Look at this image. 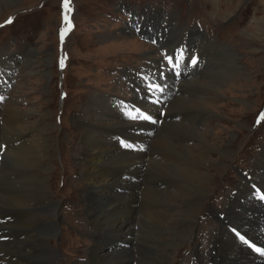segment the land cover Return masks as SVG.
<instances>
[{"label": "rangeland", "instance_id": "obj_1", "mask_svg": "<svg viewBox=\"0 0 264 264\" xmlns=\"http://www.w3.org/2000/svg\"><path fill=\"white\" fill-rule=\"evenodd\" d=\"M115 1L116 0H76L77 12L75 18L77 21V28L70 34L66 43L71 59L70 64L68 62L63 72V84L61 86L63 89L67 90L68 96L64 100V103H62V101L58 100L57 82L59 74L55 66L56 41L54 33L55 27L59 25L58 7L60 0H10L11 4L6 3L5 0H0V22L5 18L7 19L12 14L16 13L17 15L13 24L0 29V58L3 60V58H6V54L11 53L13 55L12 57H18L17 60L20 61L19 69L15 71L17 75L11 87L8 89L9 99L2 105L0 104V116L3 115L4 119L7 113L6 110L9 107L14 108L15 112H19L22 117L18 119V121L24 124L26 123L30 127H34V129L31 128L25 135H23V133L15 134L21 135L23 137L21 140H25L24 142L29 141L31 137L32 141H29V144L33 145L36 142L35 139L39 141H43L44 139V135L40 136L41 131L37 127H40L39 120L41 119V114H47V118L44 120L48 123V130L46 132L48 133V148L45 151L47 153L45 154V159L36 164H38V167L41 165V168L43 167L46 170L48 166L49 169L44 175V177H47V182L44 183L45 188L47 187L46 198L44 197L38 202H32L30 198L26 196L27 200L24 203L25 207L15 209L8 208V205H5L7 195L4 194L8 185L5 181L6 179L3 177L5 176L3 171L16 178L18 185L16 191L20 190L23 186L25 191L27 185H30L31 178L36 175V171L31 169V166L29 168L20 166L19 164L24 161L21 160L18 153L15 154V159L18 164L12 167V169L6 168L8 160L6 156L8 153L7 138H9L10 134L8 133L7 137L3 136L6 139L1 140L0 144H6L5 150L3 151L6 157L5 162L0 161V213H2V211L8 213L10 219L14 222L10 224L3 222L2 226H5L6 229L18 230L17 232L20 233L21 236L25 234L28 239L24 237L21 238L25 241L38 242L33 232L23 233V228H31L36 218H41V214L37 216L34 214L39 212V210L45 211V209L47 210V205H52L53 207L51 208L53 211L51 213L47 214L44 212L45 217H42L40 228L43 225L47 227V223L54 217L52 213L55 210L56 214L61 219V225L59 223L57 224V228H55L57 232L54 236L50 235L47 238L46 235L41 242L44 243L43 246H45L46 249L48 245L53 251L56 250V252H54L57 264H84L87 262L88 248H90L89 246L92 244V227L89 226L90 223L88 225V216L85 213L87 208L83 200L84 195L87 193V188L84 181L81 180L82 172L78 167L83 164V162H79V160L82 159L83 151V148H81L82 133L79 127L74 124L76 119L83 124L84 112L89 108L88 100L92 99L94 105H101L105 101L103 93L107 90L106 86L110 83L114 84L115 77L109 76L107 80H105L97 72V68L99 72H102L113 64V68L117 69L119 63H132L135 57L140 58L144 52L154 50L149 44H142L133 37L115 36L113 32H111L122 27L121 23H115V19L120 17L119 13L114 12L116 11L115 9H117L118 3ZM152 1L161 4L164 9L177 10L179 17L178 23L180 26H184L187 22L189 10L197 11L194 17L188 18L189 24L192 26L195 25V23H199L202 26L204 24L208 27L206 32L207 37L213 39V41H211L206 38L200 44V47L206 50V57L199 63L197 74L193 75L189 81H181L180 86L172 89L167 85L166 87H164V85L154 86V89L158 92L168 91V98L163 103L161 99L155 96L151 98L160 103L161 109H165V112L163 111V122H161L160 125H154V127L156 126L157 128L155 127L156 130L153 132L171 135L172 133H176L174 138L169 140V142H171L181 137L178 134L179 131L176 128L171 131L169 126L161 129L162 125L176 122L190 125L191 127L194 126L195 129L208 134L206 140L212 144L210 147L213 150L208 152L207 156H211L212 158L218 157L221 143L224 142L227 137L232 136L233 142L231 145L234 151L231 156L232 159L230 158L231 160L226 163L220 176H214L211 181L212 190L210 194L205 198V201H203L196 214L189 220L188 218H181L179 216L181 213L179 205L182 203L181 200L185 198H181L177 190L160 183L162 180L160 177L163 174L149 167L148 174H150V176L147 175L144 181V183H146L144 185L141 184V188L145 189L146 185L150 186L149 183H152L156 185V188L158 185L160 190L164 191L168 189V192L180 197V199L175 197L171 199V201L169 200L168 203H171L173 207L171 209H168V206L165 204L162 206L163 208L159 205L162 211L166 210L165 213H167V217L171 219L172 227L175 228L176 232L186 233L187 230L191 229L188 233L191 235V238L186 240L177 249L172 264H207L205 257L211 250H214L212 243L209 244V239L218 226L212 214V210L217 208L220 211L225 210L224 214L226 213V209L231 200L227 198L231 195L230 193L234 191L235 186L238 185L240 180L235 167L236 169L238 167L246 169L248 166L254 170V178L264 177V0ZM40 4H42V6H39ZM159 29H161V27L158 26L157 30ZM177 33L178 30H176V34ZM173 36L175 35H171V37ZM227 52H230L231 56ZM156 53L155 51L154 54L157 55ZM223 54L227 55V57H235L234 59L235 61L237 60L236 62L238 63L236 69L238 70L230 72L228 68L219 69L220 72H218L219 78L217 81L219 87L217 88L218 90L216 88L215 90L213 89L214 92L210 90V86L208 85H214L212 80H215L217 76L213 78L210 77L215 72V68H218V60ZM10 56L11 55H8V57ZM47 59H49V64L47 63ZM210 59H212V61ZM142 60L143 61H140L141 67L146 66L148 64L147 60ZM224 65H226V63H224ZM3 66L5 68L7 67V65ZM15 67L16 63L12 60L11 65L8 66L7 69L13 72L12 69ZM141 67H131L130 69L140 71V69H142ZM151 68L153 70L155 66L152 65ZM1 72H4L3 67L1 68ZM228 72L232 73L231 77L227 75L223 76L224 73ZM125 76H129V81H131V74H126ZM204 83L208 85H204ZM113 88H115L114 91ZM174 89L178 90L175 91ZM106 93L127 95L125 86L122 83L119 86H112L111 91L108 89ZM128 96L131 95L128 94ZM175 97H186L192 103H196L197 101V103H201L202 107H204L203 109L206 111L201 109L203 110L202 113L200 109L196 108L198 112L195 116H191V112L193 111L189 108L184 112L178 111L181 108L170 106ZM165 103L167 104L166 106H164ZM95 111L97 112V110L93 108V114H95ZM58 115L60 116V122H56ZM112 118L116 119L115 115H112L111 119ZM166 118L168 121H166ZM256 118L259 120L258 128H256L254 123ZM100 119H105L102 117V114H100L98 120ZM192 120L194 121L192 122ZM114 121H112L108 127L115 126L113 128L116 130L124 131V128L128 126L127 123L124 124L121 120L117 119ZM84 122H87V120H84ZM89 122L90 125L94 126V131L100 127V122H97L95 118H91ZM7 128L5 129L4 121L0 120V132L2 131L3 134H5L9 131ZM104 131H100L99 134L101 135ZM152 134L151 137L153 136ZM108 140H110V138ZM16 142L17 141L14 143ZM112 142L114 141L112 140ZM14 143L13 145H15ZM19 143L20 141L16 144L18 145L17 149L21 147ZM187 143L189 144V142ZM114 144L118 145L119 142H115ZM145 144L147 148H149L150 141H146ZM193 145L194 143L190 144V146ZM118 148L124 147L121 145ZM121 151L133 153L132 150L128 149H122L120 152ZM155 153L163 155L164 151L158 149ZM152 157H155V155ZM157 159L156 160L159 161V158ZM113 165V163H109L103 164L102 166L104 170L108 168L114 170L116 166ZM130 175L134 186L137 183H142V176H140V173L137 175L138 181L133 174ZM164 178L170 179L167 176ZM243 180L244 178H241V182ZM147 181L149 182L147 183ZM239 188L243 190L241 194L242 197H245V184L240 183ZM135 191L137 196L143 197L140 190L136 188ZM56 200L60 201V204ZM232 201L234 205L236 204L232 209L233 217L232 214H229L227 217L235 218L236 223L229 222L233 227L224 224L226 231L229 234L238 235L240 230L245 228L247 230L243 232V239H252L257 246L263 247L264 230L262 229L264 228L258 227L261 223L256 226L262 231L255 230V226H253V228L248 226L251 222L248 220V223H245V219L250 214L246 216L244 204H239L237 200ZM225 206H227L226 209ZM241 207L243 210L236 209ZM31 209L33 211H31ZM155 209L153 208V210ZM254 211L255 214L258 215L257 218H259L261 212L257 206H255ZM27 213L30 214V216ZM12 216L15 217L11 218ZM141 216L142 218L147 217L144 213H142ZM261 218H264V216ZM182 220H185V222ZM134 230L137 232V235L145 234L146 229L143 219H137ZM162 233L167 235L169 232L166 230ZM107 235L113 238L115 236L114 234ZM103 236L104 235L99 239L100 242H102ZM142 242H146V244L153 243L151 240H145L141 237L137 242L138 247L135 245L133 248L134 252L144 248L143 244H141ZM236 244L239 247H236ZM236 244H233L234 249L242 248L248 252L247 255H253L252 258L255 263H264V257H259L257 253L252 252L249 249V245L245 246L239 242H236ZM100 248L101 252L105 251L103 245H100ZM160 249L164 248L160 247ZM229 252H231V250H229ZM35 260L36 258L28 261H31L30 264H34L36 263ZM148 260H150L152 264H157L159 257L148 255ZM46 261L44 262L45 264H47ZM9 264L14 263L10 262Z\"/></svg>", "mask_w": 264, "mask_h": 264}, {"label": "bare ground", "instance_id": "obj_2", "mask_svg": "<svg viewBox=\"0 0 264 264\" xmlns=\"http://www.w3.org/2000/svg\"><path fill=\"white\" fill-rule=\"evenodd\" d=\"M5 2L11 4L10 0H5ZM227 53L231 56L230 52ZM223 56H220L218 60V68H215V72L210 77L213 78L214 76H217L215 80H212V83L214 85H208L204 83V85L210 86L211 91H214L215 88L217 89L219 87L217 82L219 78L218 72H220L219 69L228 68L230 72L238 70L236 69V67H238V63L236 62L237 60L235 61V57H227V55L224 54ZM212 59L210 60L212 61ZM47 60V63L49 64V59ZM224 63H226V65H224ZM230 72L224 73L223 76L227 75L231 77L232 73ZM126 78L129 79V76H126ZM144 98L146 97L144 96ZM88 102L89 108L86 109L84 112V119L80 118L83 119V124H81L80 121L77 119L74 124L79 127L82 133L81 148H83V151L82 159L79 160V162L81 161L83 162V164L79 165L78 167L81 169L82 172L81 180L84 181L85 186L87 188V193L84 195L83 200L86 203L87 210L85 211V213L88 216V225L90 223L89 226L92 227V244L89 246L90 248H88L87 251L86 261H88V263L86 264H152L151 261L148 260V255L159 257V261L157 264H172L177 249L186 240L191 238V235L188 234L191 229L187 230L186 233L176 232L175 228L172 227L171 219L168 218V214L165 213L166 210L162 211L159 207V205H161L162 207L165 204L168 206V209H171L173 207L171 206V203H168L169 200L171 201V199H174L175 197L180 199V197H177L175 194H171L170 192H168V189L164 191L160 190L158 185L156 188V185H153L152 183H149L150 186L146 185L145 189L141 188V184L144 185L146 183H144L145 177L147 175L150 176V174H148V168L152 167L155 171L163 174L160 177L162 179L160 183H163L166 186L168 185V187H172L173 189L178 191L177 193L179 196H181V198H185L181 200L182 203L181 205H179L181 212L179 216L181 218H188L189 220L193 215L196 214V212L200 209L203 201H205V198H207L210 194L212 190L211 181L214 176H220L223 172V168L225 167L226 163L232 159L231 156L234 152L231 145L233 142V137H227L225 141L221 143L220 150L218 151V157L212 158L211 156H207L208 152L213 150L210 147L212 144L206 140L208 136L207 133H203L198 129H195L194 126L191 127L190 125H184L175 122L162 125L161 129H164L169 126L172 131L176 128L179 131V136L181 137L176 138L171 142H169V140H171V138H174L176 133H172L171 135L158 134V132H156L151 137V134L156 127L151 126L146 130L144 129V132L142 134H139L138 137L128 134L129 138H131L132 140L140 141V143H145L149 140L150 146L149 148H147L146 152L136 154L127 151L120 152L117 145H115L112 141L105 139L104 135H116L117 133H124V129L126 128H130L132 130L134 125L143 126L144 124L126 122L117 113V111L106 102V100L101 105H94L92 99H89ZM151 102L155 103L157 106L160 105L157 100L151 99ZM170 106H176V108H181L180 110H178L181 112H184L186 111V109L189 108L191 111H193L191 112V116H195L197 114L198 111L196 108L200 110L204 108L202 107L201 103H197V101L196 103H192L186 97H175V99H173V101L171 102ZM153 107L155 115L159 119L160 116L158 110L161 108V105L159 106L160 108L158 107L159 109L156 106ZM93 108L97 110V112L95 111V114H93ZM203 110L206 111L205 109ZM203 110H201L202 113ZM6 112L7 113L4 116V119L3 115L0 116V120H3L5 123V129L7 127V129H9V131L5 134H3L2 131V133L0 132V141L6 139L3 136L7 137L8 133L10 134L9 138H7L8 153L6 152V156L8 160L6 163V168L8 167L9 169H12V167L18 164L15 159V154L18 153L20 155L21 160L24 161L21 162L19 165L26 168H29L31 166V169H34L36 171V175L31 178L30 185H27V189L24 191L23 186L20 190L16 191L18 186L16 178L6 174L1 169L5 174V176L3 177L6 179L5 181L8 185V188L5 189L4 193L5 195H7L5 205H8V208L15 209L25 207L24 203L27 200L26 196H28L32 202H38L40 199L46 196L47 187L45 188L44 183L47 182V177H44V175L48 172L49 169L48 166L46 167L47 170L43 167L41 168V165L38 167V164L36 163H40L42 160H44L45 154L47 153L45 151L48 148V133H46L48 130V123L44 121L45 118H47V114H41V119L39 120L40 127L38 126L37 128H39L41 131L40 136L44 135V139L43 141L35 139L36 142L33 145H30L29 141H32L31 137L29 138V141L24 142L25 140H21L23 139V137L18 134L23 133V135H25V133L29 132L31 128L34 129V127H30L26 123L24 124L18 121V119H20L22 116L19 112H15L14 108L9 107ZM100 114H102V117H104L105 119L98 120L100 118ZM112 115H115L116 119H111ZM91 118H95L97 122H100V127L97 130L95 129V131L93 129L94 126L89 124V120ZM117 119L124 122V124H128V126L123 129L124 131L116 130L115 128H113L115 126L108 127V125L112 121ZM84 120L88 121L86 125H84ZM193 121L194 120H192V122ZM139 129L141 128H137L136 130ZM100 131L104 132H102L100 135ZM18 136L20 137L19 145L21 146L19 149H17L18 145H16L18 144V142L14 143L15 141H19ZM17 137L18 139L16 140ZM187 142H189V144ZM13 143L16 146L13 145ZM191 143H194V145L190 146ZM158 149L164 151L163 155H158L157 153H155L158 151ZM4 154H2V158L0 160L1 162H5L6 156H4ZM153 155H155V157H152ZM157 158H159V161H157ZM109 163H113V166H116L114 167V170L110 168L104 170V167L102 165ZM133 166H135L136 168H134ZM123 171L125 172V174H133L137 181V175L138 173H140V176H142V183H134L136 184L134 186L129 179H124ZM166 176L170 179L164 178ZM148 182L149 181H147V183ZM115 187L121 188L124 192L118 193V191L115 190ZM136 188L137 190L141 191L143 197L137 196V193L135 191ZM239 192L240 194H242L243 190L239 188ZM235 197L236 196H234V198ZM232 200L236 199L230 200L228 208L226 209V213L224 214V217L222 219L216 217L214 215L215 210H212V214L215 217L218 226L213 232V234H211V238L209 239V244L212 243L214 247V257L210 258V262H212L213 264H257L253 261V255H247L248 252H246L242 248H233V244H236V240L232 237L231 234L226 231L224 227V220L236 223L235 218L227 217L229 216V214H232L233 217L232 209L234 202ZM243 204L247 212L249 210L255 212L254 209L247 204V202ZM51 207L53 206L47 205V210H39V212L34 214L36 216L38 214H41V218L37 217L35 223L32 225L31 228H23V233L33 232L35 235L34 237L37 239L38 242L25 241L21 239L22 237L28 239L25 234L21 236V234L17 232L18 230L15 231L12 229H6L5 226H2L3 222L8 224L13 223L14 221L12 219L4 218L0 220V231H3L2 235H8L11 238V240L6 243H0V264H9L10 262L14 264H30L31 261L29 262L28 260H32L34 258H36V263L34 264H45L44 262L46 260L47 264H57L55 261L56 250H54V252L48 247V245L46 249V247L43 246L44 243L41 242L46 235L47 238L50 235L54 236L57 232L55 229L57 228V224L59 223L61 225V219L56 214L55 210L52 213L54 216V220H50L47 223V227L43 225L40 228V224H42V217H45L44 212H46L47 214L51 213L53 211ZM153 208L156 209L153 210ZM239 209L243 210L242 207ZM31 211L33 210L31 209ZM142 213L146 214L147 217L142 218ZM7 215L9 214L4 211L0 213V217H4ZM28 215L30 216V214ZM14 217L15 216H12L11 218ZM137 219H143L146 229V232L144 231V235H137V232L134 230V225ZM248 220L251 222L248 226L253 224V220H251L249 217L245 219V223H248ZM262 220L264 222V218H262ZM182 221L185 222V220ZM166 230L169 233L167 235H164V233L162 232H165ZM104 233L114 234L116 237L114 236L113 240H119V242L122 243H130V247L128 249L118 248L116 250L104 249L105 251L101 252L100 245L103 244H101L99 239L102 235H104ZM141 237H143L145 240H151L153 243L146 244V242H142L141 244H143L144 248H140L142 249L140 251L137 249L139 252H134L133 248L135 247V245L137 246V242L141 239ZM235 246L239 247L237 244ZM160 247L164 249H160ZM229 250H231V252H229Z\"/></svg>", "mask_w": 264, "mask_h": 264}, {"label": "snow or ice", "instance_id": "obj_3", "mask_svg": "<svg viewBox=\"0 0 264 264\" xmlns=\"http://www.w3.org/2000/svg\"><path fill=\"white\" fill-rule=\"evenodd\" d=\"M68 2H69V0H65V3H64V7L65 8H67L68 7ZM65 20H67V16H65ZM62 35H63V33H62ZM169 61L171 62V57H169ZM193 63H195L196 61H195V59H193V61H192ZM178 66V65H177ZM133 118H135V117H133ZM143 119H150L149 117H147V116H144V117H142Z\"/></svg>", "mask_w": 264, "mask_h": 264}]
</instances>
